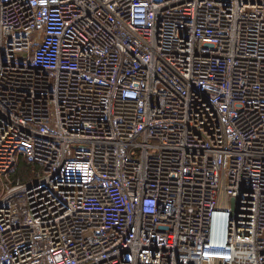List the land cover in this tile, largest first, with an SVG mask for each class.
Segmentation results:
<instances>
[{
  "label": "built area",
  "instance_id": "2783aa9c",
  "mask_svg": "<svg viewBox=\"0 0 264 264\" xmlns=\"http://www.w3.org/2000/svg\"><path fill=\"white\" fill-rule=\"evenodd\" d=\"M0 182V264H264V0H0Z\"/></svg>",
  "mask_w": 264,
  "mask_h": 264
},
{
  "label": "trees",
  "instance_id": "16d2710c",
  "mask_svg": "<svg viewBox=\"0 0 264 264\" xmlns=\"http://www.w3.org/2000/svg\"><path fill=\"white\" fill-rule=\"evenodd\" d=\"M31 166L26 159H22L14 173L16 181H25L30 177Z\"/></svg>",
  "mask_w": 264,
  "mask_h": 264
},
{
  "label": "rangeland",
  "instance_id": "374dc122",
  "mask_svg": "<svg viewBox=\"0 0 264 264\" xmlns=\"http://www.w3.org/2000/svg\"><path fill=\"white\" fill-rule=\"evenodd\" d=\"M20 163V162H19ZM19 163L14 167V169L12 170V173L10 175V177L8 179H5L4 182L6 183V186H10V184H16L18 182H21V181H16L15 178H14V173L19 165ZM32 177V171L30 172V177L28 179H30ZM27 179V180H28ZM3 182H0V188H1V185H2Z\"/></svg>",
  "mask_w": 264,
  "mask_h": 264
},
{
  "label": "water",
  "instance_id": "95a60500",
  "mask_svg": "<svg viewBox=\"0 0 264 264\" xmlns=\"http://www.w3.org/2000/svg\"><path fill=\"white\" fill-rule=\"evenodd\" d=\"M233 201H234V199H233Z\"/></svg>",
  "mask_w": 264,
  "mask_h": 264
}]
</instances>
